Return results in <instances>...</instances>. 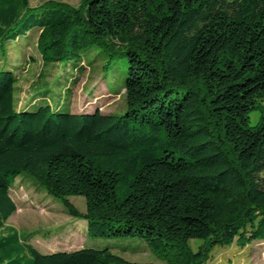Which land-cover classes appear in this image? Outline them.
Segmentation results:
<instances>
[{
  "label": "trees",
  "instance_id": "trees-1",
  "mask_svg": "<svg viewBox=\"0 0 264 264\" xmlns=\"http://www.w3.org/2000/svg\"><path fill=\"white\" fill-rule=\"evenodd\" d=\"M33 32L46 65L100 47L106 77L127 57L126 108L75 113L39 94L18 108L17 74L0 69V229L28 174L89 236L143 239L168 264L264 239V0H0V47ZM69 196L86 198L85 215ZM0 259L140 264L109 248L42 253L11 234Z\"/></svg>",
  "mask_w": 264,
  "mask_h": 264
},
{
  "label": "rangeland",
  "instance_id": "rangeland-1",
  "mask_svg": "<svg viewBox=\"0 0 264 264\" xmlns=\"http://www.w3.org/2000/svg\"><path fill=\"white\" fill-rule=\"evenodd\" d=\"M49 0H30L33 6ZM79 7L83 0H56ZM38 32L26 35L0 47V69L12 68L17 74V106L28 104L35 94L48 96L53 102H63L72 112L101 110L103 113H121L126 108L124 90L128 58L115 60L108 76L103 67L109 60L100 47L85 51L76 60L46 65L37 49ZM83 66L77 69L76 66ZM74 77V78H73ZM73 78V82L71 84ZM70 87L68 102L66 93ZM119 92V94H117ZM68 98V97H67ZM259 114L252 115L256 124ZM11 196L18 209L0 229V237L17 235L20 244H30L43 253L76 250L81 247L109 248L129 262L140 264H168L143 239L92 237L87 233V220L72 214L62 199L48 193L45 186L28 174L17 177L11 186ZM82 215L87 213L83 196H69ZM202 242L195 239L196 251ZM15 254H22L21 250ZM4 261L0 259V263ZM208 264H264V239L254 240L245 248L236 244L216 247Z\"/></svg>",
  "mask_w": 264,
  "mask_h": 264
},
{
  "label": "crops",
  "instance_id": "crops-1",
  "mask_svg": "<svg viewBox=\"0 0 264 264\" xmlns=\"http://www.w3.org/2000/svg\"><path fill=\"white\" fill-rule=\"evenodd\" d=\"M30 100V99H29Z\"/></svg>",
  "mask_w": 264,
  "mask_h": 264
},
{
  "label": "water",
  "instance_id": "water-1",
  "mask_svg": "<svg viewBox=\"0 0 264 264\" xmlns=\"http://www.w3.org/2000/svg\"><path fill=\"white\" fill-rule=\"evenodd\" d=\"M43 253V252H42Z\"/></svg>",
  "mask_w": 264,
  "mask_h": 264
}]
</instances>
